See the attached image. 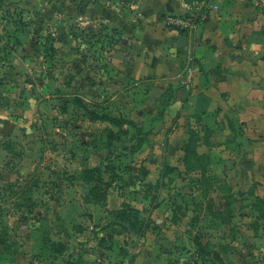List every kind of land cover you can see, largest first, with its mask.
I'll list each match as a JSON object with an SVG mask.
<instances>
[{"label":"rangeland","instance_id":"374dc122","mask_svg":"<svg viewBox=\"0 0 264 264\" xmlns=\"http://www.w3.org/2000/svg\"><path fill=\"white\" fill-rule=\"evenodd\" d=\"M93 1L114 22L79 20L92 0H0V264H264L250 175L214 152L204 178L185 125L138 126L133 0Z\"/></svg>","mask_w":264,"mask_h":264},{"label":"crops","instance_id":"0c3cea01","mask_svg":"<svg viewBox=\"0 0 264 264\" xmlns=\"http://www.w3.org/2000/svg\"><path fill=\"white\" fill-rule=\"evenodd\" d=\"M255 1L214 0L204 22L189 34L164 24L168 13H188L183 0H133L126 7L123 27L126 76L148 101L138 126L154 128L158 134L168 119L174 122L175 133L185 125L184 141L194 134L198 153L215 152L238 160L241 172L250 175L251 197L260 204L257 198L264 199V9ZM76 15L79 20L105 16L103 22H114L113 11L93 0L89 9L78 5ZM182 35L186 46L178 48Z\"/></svg>","mask_w":264,"mask_h":264},{"label":"built area","instance_id":"2783aa9c","mask_svg":"<svg viewBox=\"0 0 264 264\" xmlns=\"http://www.w3.org/2000/svg\"><path fill=\"white\" fill-rule=\"evenodd\" d=\"M214 0H183L188 13H168L164 17L165 26L180 33H194L204 22L208 9ZM255 4L264 9V0H256Z\"/></svg>","mask_w":264,"mask_h":264},{"label":"trees","instance_id":"16d2710c","mask_svg":"<svg viewBox=\"0 0 264 264\" xmlns=\"http://www.w3.org/2000/svg\"><path fill=\"white\" fill-rule=\"evenodd\" d=\"M4 1V0H3ZM16 0H6V2H12ZM22 1H28L29 0H22ZM197 146V139L194 134H192L189 139L184 143L183 151L185 154V163L187 164V167L191 170L194 169H200L201 175L204 178H209L206 170L208 157L206 154H200L197 152L196 149ZM36 186V182L32 183L30 186H24L23 188L15 191L17 197L21 198L24 196V194H29L32 191V188ZM257 200L262 201L261 204L258 205L260 208V213L264 215V199L257 198Z\"/></svg>","mask_w":264,"mask_h":264},{"label":"water","instance_id":"95a60500","mask_svg":"<svg viewBox=\"0 0 264 264\" xmlns=\"http://www.w3.org/2000/svg\"><path fill=\"white\" fill-rule=\"evenodd\" d=\"M185 46H186V37L182 35L178 39L177 47L178 48H185Z\"/></svg>","mask_w":264,"mask_h":264}]
</instances>
